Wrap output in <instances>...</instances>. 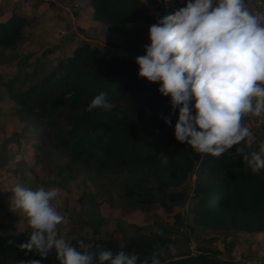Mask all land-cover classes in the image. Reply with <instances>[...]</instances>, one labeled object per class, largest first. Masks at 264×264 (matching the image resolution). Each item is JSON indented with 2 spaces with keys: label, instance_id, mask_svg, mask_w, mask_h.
Here are the masks:
<instances>
[{
  "label": "trees",
  "instance_id": "trees-1",
  "mask_svg": "<svg viewBox=\"0 0 264 264\" xmlns=\"http://www.w3.org/2000/svg\"><path fill=\"white\" fill-rule=\"evenodd\" d=\"M88 1L92 19L114 34L123 33L148 10L144 0ZM154 3L164 17L186 5ZM27 25L15 11L0 20V56L18 48ZM135 61L83 42L26 90L13 92L15 80L10 81L5 95L16 103L13 113L19 121L31 128L29 140L35 137L40 142L36 150L64 153L61 177L71 175L77 167L95 179L126 174L124 198L131 209L158 204L173 212L177 204L188 202L191 223L203 230L264 233V170L254 174L242 158L253 149L241 142L220 158L202 157L187 143L178 142L174 129L179 109L172 110L170 97L159 93L157 83L139 78ZM101 92L107 93L113 108L88 111L92 99ZM165 119L171 124H165ZM239 147L244 153L236 152ZM192 178V196L175 191ZM96 214L92 212L86 224L98 235L107 219ZM176 218L184 225L181 215ZM117 225L122 238L96 239L86 248L76 241L69 243L81 252L125 251L141 259L157 254L160 264H238L200 245L194 253L173 257L169 252L176 241L171 234L146 233L122 220ZM30 233L29 227L26 232L0 234V264H26L29 260L59 264L54 251L41 259L35 252L20 250Z\"/></svg>",
  "mask_w": 264,
  "mask_h": 264
},
{
  "label": "rangeland",
  "instance_id": "rangeland-1",
  "mask_svg": "<svg viewBox=\"0 0 264 264\" xmlns=\"http://www.w3.org/2000/svg\"><path fill=\"white\" fill-rule=\"evenodd\" d=\"M86 3L85 0H0L1 19L9 18L15 11L28 21L18 48L0 56V234H17L29 229L26 217L12 207L10 200L11 190L20 184L31 190L59 189L58 196L51 202L65 218L57 226L58 235L84 248L96 239L122 238L117 225V221L122 220L141 227L146 233L159 229L171 234L176 241L169 252L173 257L194 253L200 245L219 251L227 259H263L264 251L259 244L263 243L264 236L203 230L191 223L188 202L177 204L173 212L165 211L158 204L131 209L124 198L126 174L95 179L77 167L71 175L61 177L59 170L66 161L64 153L35 149L40 142L35 137L29 140L31 128L19 121L13 113L16 103L5 95L10 81L15 80L11 85L13 92L26 90L83 42L107 54L136 60L146 54L150 26L164 18L160 10L148 6L144 16L128 25L123 33L114 34L107 26L93 21ZM257 7L264 8V4ZM28 75H31L29 80ZM157 86L159 89L160 84ZM262 122V118L254 116L243 120L254 135L250 146L253 152L259 151L260 143L264 142ZM193 187L194 178L175 191L192 196ZM92 212L107 219L98 235L86 224ZM177 215L184 218V225L177 222Z\"/></svg>",
  "mask_w": 264,
  "mask_h": 264
},
{
  "label": "clouds",
  "instance_id": "clouds-1",
  "mask_svg": "<svg viewBox=\"0 0 264 264\" xmlns=\"http://www.w3.org/2000/svg\"><path fill=\"white\" fill-rule=\"evenodd\" d=\"M148 34L146 54L135 61L138 76L159 83L158 91L170 97L172 110L179 109L175 139L202 157L220 158L244 141L251 146L254 135L243 120L264 116V11L250 10L246 0H188L151 25ZM96 108H113L107 93L96 95L87 110ZM164 122L171 124L170 119ZM236 152L244 153V148ZM242 158L254 174L264 170V142L259 151ZM11 193L12 207L24 214L31 229L19 245L22 251L41 259L54 251L59 264H160L157 254L141 259L125 251L81 252L71 246L58 235L57 226L65 218L51 203L59 189L17 184Z\"/></svg>",
  "mask_w": 264,
  "mask_h": 264
},
{
  "label": "crops",
  "instance_id": "crops-1",
  "mask_svg": "<svg viewBox=\"0 0 264 264\" xmlns=\"http://www.w3.org/2000/svg\"><path fill=\"white\" fill-rule=\"evenodd\" d=\"M87 3V6H88V8H87V12H88V14L92 17V14H93V9H92V7H91V4H90V2L88 1V0H85ZM171 2H178V3H182V4H186L187 2H188V0H180V1H171ZM168 3H170L169 1H168ZM246 3H247V5H248V7H249V9L250 10H253V11H257V10H259V11H264V8H259V7H257L254 3L253 4H251V3H249V2H247V0H246ZM0 20L1 21H4V20H6V19H1L0 18ZM94 21V20H93ZM94 22H96V21H94ZM98 23V22H97ZM253 235H257V236H264V233H260V234H253ZM259 246L263 249V251H264V241H263V243H260L259 244ZM233 255V254H232ZM242 258H240L239 260L238 259H233L232 258V260L233 261H235V262H237L238 264H241L240 262L241 261H243V263H245V261L242 259Z\"/></svg>",
  "mask_w": 264,
  "mask_h": 264
},
{
  "label": "built area",
  "instance_id": "built-area-1",
  "mask_svg": "<svg viewBox=\"0 0 264 264\" xmlns=\"http://www.w3.org/2000/svg\"><path fill=\"white\" fill-rule=\"evenodd\" d=\"M154 1H157L159 4H164V5H167L168 4V1L171 2V1H176V0H154ZM177 1H180V0H177ZM250 2L254 3L256 6H263V0H249ZM260 118L263 119V124H264V116H261ZM245 264H264V258L263 259H254V260H251V261H245Z\"/></svg>",
  "mask_w": 264,
  "mask_h": 264
},
{
  "label": "water",
  "instance_id": "water-1",
  "mask_svg": "<svg viewBox=\"0 0 264 264\" xmlns=\"http://www.w3.org/2000/svg\"><path fill=\"white\" fill-rule=\"evenodd\" d=\"M144 2L149 6V7H153L156 10H159L158 7L156 6V4L154 3V0H144Z\"/></svg>",
  "mask_w": 264,
  "mask_h": 264
}]
</instances>
